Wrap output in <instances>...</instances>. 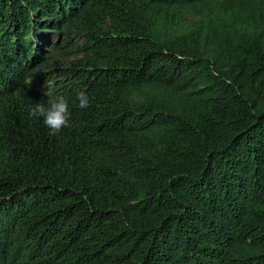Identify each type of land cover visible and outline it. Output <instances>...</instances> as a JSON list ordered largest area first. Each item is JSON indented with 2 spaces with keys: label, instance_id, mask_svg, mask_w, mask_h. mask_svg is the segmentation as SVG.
<instances>
[{
  "label": "trees",
  "instance_id": "obj_1",
  "mask_svg": "<svg viewBox=\"0 0 264 264\" xmlns=\"http://www.w3.org/2000/svg\"><path fill=\"white\" fill-rule=\"evenodd\" d=\"M72 21L51 135L31 69ZM2 102L0 264H264V0H0Z\"/></svg>",
  "mask_w": 264,
  "mask_h": 264
},
{
  "label": "rangeland",
  "instance_id": "obj_2",
  "mask_svg": "<svg viewBox=\"0 0 264 264\" xmlns=\"http://www.w3.org/2000/svg\"><path fill=\"white\" fill-rule=\"evenodd\" d=\"M61 29L66 36L65 41L67 42H64L62 48L52 49V52L49 51L50 49H46L47 53L43 54L42 59H37L31 69L33 73L43 76L45 80H54L56 86L72 84L76 80L75 78L79 72L75 74L73 72L74 75H71V69L77 67L78 61L84 59L82 57L84 53L82 46L86 40L82 26L78 22L72 21L68 26L63 24ZM2 104L4 103L2 102L0 107ZM1 116L0 113V122ZM14 247H16L15 244Z\"/></svg>",
  "mask_w": 264,
  "mask_h": 264
},
{
  "label": "clouds",
  "instance_id": "obj_3",
  "mask_svg": "<svg viewBox=\"0 0 264 264\" xmlns=\"http://www.w3.org/2000/svg\"><path fill=\"white\" fill-rule=\"evenodd\" d=\"M42 92L48 98V106L43 102L36 103L28 109L30 118H43L44 125L50 130L51 135H56L69 125V104L63 95L57 93L56 82L46 79ZM76 101L81 109L89 106V96L85 91L77 90Z\"/></svg>",
  "mask_w": 264,
  "mask_h": 264
}]
</instances>
